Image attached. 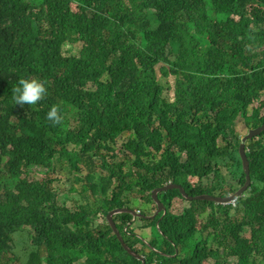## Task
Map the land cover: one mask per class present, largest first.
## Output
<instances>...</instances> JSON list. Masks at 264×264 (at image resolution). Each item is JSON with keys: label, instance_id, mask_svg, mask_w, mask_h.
<instances>
[{"label": "trees", "instance_id": "obj_1", "mask_svg": "<svg viewBox=\"0 0 264 264\" xmlns=\"http://www.w3.org/2000/svg\"><path fill=\"white\" fill-rule=\"evenodd\" d=\"M21 77L44 81L46 97L16 105ZM262 93L264 0H0V264L19 262L20 240L24 264H140L108 211L137 202L126 190L151 204L168 182L190 195L234 193L245 181L240 158L225 165L234 182H213L211 162L225 155L215 142ZM53 105L63 116L55 126ZM263 112L242 115L246 127L264 124ZM245 154L250 185L235 206L190 201L170 215L179 192L158 194L166 214L141 228L152 223L174 255L134 248L141 239L126 213L113 217L124 242L147 264H264V131ZM63 160L83 203H60L54 178L29 180L33 166L49 173Z\"/></svg>", "mask_w": 264, "mask_h": 264}, {"label": "clouds", "instance_id": "obj_2", "mask_svg": "<svg viewBox=\"0 0 264 264\" xmlns=\"http://www.w3.org/2000/svg\"><path fill=\"white\" fill-rule=\"evenodd\" d=\"M47 95V88L45 86V82L38 79V78H34V77H21L18 81H17V84L15 86L12 87V99L14 101V103L16 105H20V106H24V105H36L38 104L41 100H43ZM261 97V96H260ZM254 102V100L252 101ZM251 102V103H252ZM246 114V109L243 111V116H245ZM241 115V116H242ZM246 117V116H245ZM46 119L48 121H50L54 126L55 125H59V124H62L63 122V116L61 114V110H60V106L59 105H53L50 110L48 111L47 115H46ZM263 125V124H262ZM262 125L258 126V127H261ZM256 127V128H258ZM255 128H249L248 131H247V134L250 130H253ZM264 130H262L259 134L257 135H253L251 138H248L246 141H245V144H244V154L246 153V151H248V146L250 144V142L252 141H257L258 139V136L263 132ZM246 134V135H247ZM244 135V136H246ZM243 136V137H244ZM255 136V137H254ZM241 137V138H243ZM241 138H239V136L236 134L234 128H233V133L232 134H229L228 135V142L227 140H224L222 139V137H218L216 142H215V147H214V150H220L222 151L225 155L221 158H217L215 160H213L211 162L212 166L214 167V170H217L216 173H220L221 174V179H220V182L224 181V180H230V183L234 182V179L232 178V174H231V170H230V166H225L227 164V162L225 163H221V161L223 160H228V162H232V158H235L236 157V151L238 153V146L241 142ZM237 139V147L235 146V143H236V140ZM183 155V154H182ZM238 156H239V153H238ZM245 157H246V154H245ZM240 158V156H239ZM247 159V158H246ZM240 162H241V159H240ZM248 162V161H247ZM216 166V167H215ZM242 167V166H241ZM224 173L226 174V176H224ZM215 175L212 174V178H214ZM216 178H217V174H216ZM215 178V180H216ZM213 180V182L215 181ZM191 181V180H190ZM245 182V181H244ZM168 184H175V183H172V182H168L160 187H163L165 185H168ZM244 184V183H243ZM242 184V185H243ZM175 185H178L180 186L182 189H183V194L178 190V189H171V190H177L179 192V195L180 197L178 198H175L171 204V207L169 208V213L170 215L173 213V214H176V213H179L181 212V210L183 208H187L188 207V202L190 201H200L201 199H194L195 197H198V196H201V195H207V194H200V195H190V194H187V192H185L184 188L180 185V184H175ZM242 185L239 187L241 188ZM250 185V184H249ZM160 187H156V188H160ZM249 187V186H248ZM156 188H153L151 190V192L156 189ZM237 188V190L239 189ZM248 189V188H247ZM246 189V190H247ZM235 190L234 193L237 191ZM244 190L241 195L239 197L242 196V194L246 191ZM167 191H170V190H167ZM167 191H162V192H158L157 193V199L159 201V203L162 204L163 206V209L160 210L159 212H157V208L158 206L155 204V202L153 201L152 197H151V200L153 203H151L153 206H154V210L152 212H149V213H146L144 211H142L143 213H141L139 211H136L135 209H132V208H127V209H130L134 212H136L137 214H139L140 216H132V222L134 223L136 220H139L140 222H142L141 220H153L158 214H162V216L160 217V219L166 214V207L165 205L159 200L158 198V194L160 193H165ZM151 192H150V196H151ZM233 194V193H232ZM230 194V195H232ZM185 195V196H184ZM228 195V196H230ZM210 196V195H208ZM228 196H214V197H217V198H225V197H228ZM212 197V196H210ZM239 197H234L232 200L228 201V202H222V203H217V202H213L214 204H230L232 206H235V200ZM191 198V199H189ZM201 201H208V200H201ZM212 202V201H210ZM176 204H180V206L177 208V209H180L179 212H174L172 209H175L176 207H174ZM126 208V207H125ZM115 209V208H114ZM206 209V208H205ZM113 210V209H112ZM111 211V210H110ZM109 212V211H108ZM206 213L208 215L211 214V212L209 210L206 209ZM127 214V213H126ZM107 215V214H106ZM115 216V215H114ZM113 216V217H114ZM213 216H216L213 214ZM113 217H112V220H113ZM159 219V220H160ZM105 220H106V216H105ZM159 220L155 223V227L157 228L159 226L158 222ZM114 222V221H113ZM106 223H107V220H106ZM115 223V222H114ZM108 224V223H107ZM201 226V223L199 222V219H198V222H197V227L199 228ZM131 228L132 225H131ZM111 229V228H110ZM146 228L144 229H137L134 230V232L137 234V236L141 239L140 242H137L135 243V245L139 244L140 245V248H136L135 245H134V248L136 249H143L145 252H146V249L145 247L142 246V243L146 244L148 247H149V250L148 252L145 254L147 255L149 252H153L155 253L156 255H159L161 257H170L174 254H169L167 253L165 247L163 246L162 244V241L164 239H166L165 235H161V246L160 244H157V246H154V247H150V245H148V243H150V241H152L153 239H150V240H147L144 236H142L139 232L141 231H145ZM112 231V230H111ZM124 231H126V228L124 229ZM196 231H201V229H196ZM113 233V232H112ZM204 233H207L206 231H204ZM114 234V233H113ZM115 236V235H114ZM116 237V236H115ZM123 239V238H122ZM124 241V240H123ZM160 241V239H159ZM125 243V242H124ZM195 243V240H191L190 241V245H193ZM126 244V243H125ZM127 245V244H126ZM133 245V243H132ZM128 246V245H127ZM129 247V246H128ZM123 248V247H122ZM130 248V247H129ZM131 249V248H130ZM124 250V249H123ZM132 250V249H131ZM125 251V250H124ZM135 254H137L139 257H142L144 259V262L145 264H147V261H146V256L145 255H142V254H139L137 252H135V250H132ZM126 252V251H125ZM224 254V253H222ZM130 255V254H129ZM134 259L137 260V258L135 256H132ZM231 258V257H230ZM19 259V258H18ZM233 259V258H231ZM234 260V259H233ZM141 263L140 260H137ZM208 259H206V264H208ZM26 262V261H25ZM25 262H21L19 260V262L17 263H20V264H24ZM211 263L214 262V260L211 259V261H209ZM16 263V264H17Z\"/></svg>", "mask_w": 264, "mask_h": 264}, {"label": "rangeland", "instance_id": "obj_3", "mask_svg": "<svg viewBox=\"0 0 264 264\" xmlns=\"http://www.w3.org/2000/svg\"><path fill=\"white\" fill-rule=\"evenodd\" d=\"M72 53L75 54L76 51H74ZM263 101H264V93L261 94V97H258L257 99H255L254 102L250 103L247 106L245 116L246 117L250 116L252 110L256 109V108H260V111L263 112V108H261V107H263V106H261V103ZM263 113H261V115ZM246 126L247 125L242 120V117L240 115L236 114L234 121H233V128H234L236 134L239 136V138H241L247 134V131L249 128H247ZM124 139H125L124 136H121L118 138L116 148H118L120 146L121 142ZM70 151H72L71 147L68 149V152H70ZM117 153H118V151H117ZM58 159L54 160L53 167H58V165L56 164V161ZM66 160H68V159L66 158ZM225 162H228V160L225 159V160L221 161V163H225ZM95 163L98 164L97 161ZM62 168H63L62 170H57V171L54 170V171H49V173H47V172H45L46 170L44 168L33 166L31 169V174H29V180H32V178H34L35 180L40 181V180H43L45 178H54V179H56V181L53 183L52 187H53L55 193L58 194L60 203H64L66 206H69L71 200H75V199L77 200L78 203H83L84 200H83L81 195L78 196L74 192H69V189H71V188H73L72 190L76 192V190H79L80 187L75 186L71 183V175L68 173V165L64 162V160H63ZM95 172H101V171L96 167ZM105 173L106 172H103L102 175ZM216 174H217V178L215 181H220V179L222 177L221 174L220 173H216ZM224 176H226L225 173H224ZM64 195H67L68 197L65 198V197H63ZM124 195L129 196L130 200H134V199L137 200L136 203H134L130 206L132 209H135L136 211L141 210V211H144L146 213L152 212L154 210V206L152 204H149V203L143 204V200H142L140 195H134V192H130L128 190L125 191ZM179 206H180V204H176L174 206L176 208L172 209V210L174 212H179L180 209H177ZM103 220L104 219L101 215L97 216V218H96L97 222L104 223ZM142 225H143L142 222H140L139 220H136L133 223L132 227L137 228V229H143V228H141ZM203 231L204 230H202L201 232H203ZM139 233L142 236H144L147 240H150V239L159 240L161 237V235L155 230L152 223H150V222L147 223V227H146L145 231H141ZM204 235H205V233H204ZM27 246L28 245H26L24 240H20V242L16 244V250H14V253L16 254V256L19 258V260L21 262L22 261L25 262V260H26V250L25 249ZM135 247L140 248V245L137 244V245H135ZM29 248L30 247H28V249ZM184 248H185V246L182 247L181 251H183ZM228 262L233 263L234 260L228 259ZM81 263L82 262H78L76 264H81ZM17 264H20V263H17ZM208 264H212V263L208 261Z\"/></svg>", "mask_w": 264, "mask_h": 264}, {"label": "water", "instance_id": "obj_4", "mask_svg": "<svg viewBox=\"0 0 264 264\" xmlns=\"http://www.w3.org/2000/svg\"><path fill=\"white\" fill-rule=\"evenodd\" d=\"M262 130H264V124L261 127L255 128L253 130H250L248 132V134L246 136H244L243 138H241V142L238 146V153L241 159V166H242V170L245 174V182L242 185L241 188H239L235 193H233L232 195L225 197V198H217V197H210L208 195H201L198 197H195L194 199H201V200H208V201H212V202H217V203H222V202H228L230 200H232L234 197H239L241 195V193L246 190L250 184V177H249V167H248V162L247 159L245 157L244 154V144L245 141L248 138H251L253 135H257L259 134ZM171 189H178L182 194H183V189L175 184H168L165 185L163 187L160 188H156L151 192V197L153 199V201L155 202V204L158 206L157 208V212H159L160 210L163 209V206L161 203H159L158 199H157V193L158 192H162V191H167V190H171ZM185 196V195H184ZM191 199V198H189ZM123 213H127V214H131L132 216H140L139 214H137L136 212L127 209V208H115L111 211H109L106 215V220L107 223L109 225V227L111 228L112 232L114 233V235L116 236L118 242L121 244V246L123 247V249L130 254L131 256H135L137 258V260H140L142 264H145L144 259L142 257H139L137 254H135L123 241L122 236L118 230V228L116 227L115 223L112 220V217L114 215H118V214H123Z\"/></svg>", "mask_w": 264, "mask_h": 264}]
</instances>
